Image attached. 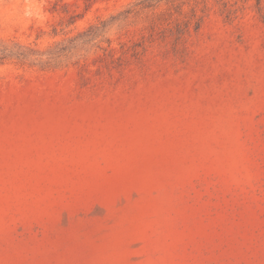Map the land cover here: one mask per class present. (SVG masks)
<instances>
[{"label": "rangeland", "instance_id": "rangeland-1", "mask_svg": "<svg viewBox=\"0 0 264 264\" xmlns=\"http://www.w3.org/2000/svg\"><path fill=\"white\" fill-rule=\"evenodd\" d=\"M0 264H264V0H0Z\"/></svg>", "mask_w": 264, "mask_h": 264}]
</instances>
